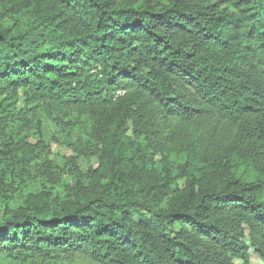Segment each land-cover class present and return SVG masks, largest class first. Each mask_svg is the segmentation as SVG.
I'll return each mask as SVG.
<instances>
[{
    "label": "trees",
    "instance_id": "obj_1",
    "mask_svg": "<svg viewBox=\"0 0 264 264\" xmlns=\"http://www.w3.org/2000/svg\"><path fill=\"white\" fill-rule=\"evenodd\" d=\"M220 4L0 0V264H264V0ZM34 110L87 127L73 185L18 190Z\"/></svg>",
    "mask_w": 264,
    "mask_h": 264
},
{
    "label": "rangeland",
    "instance_id": "obj_2",
    "mask_svg": "<svg viewBox=\"0 0 264 264\" xmlns=\"http://www.w3.org/2000/svg\"><path fill=\"white\" fill-rule=\"evenodd\" d=\"M165 1V0H163ZM210 1L212 3L221 5L223 0H203ZM24 94L22 93V96ZM23 97L20 98V107ZM35 120L33 124L23 130L21 127L15 128L13 131L14 136H26L28 142L31 144H36L39 142H44L46 149L39 155V159L36 163L31 165V167L22 175L19 179L18 190H22L23 186L28 189H43V190H56L64 187L67 183L73 185L72 174L78 171L80 174H86L90 168H95L97 161L94 157H89L87 155L79 154L75 151L74 146L78 144L79 136L85 138L84 129H78L72 133L71 137H68L70 132V120L67 121L66 118L62 117V122L57 123L52 121L47 111L44 110H34ZM33 111V112H34ZM50 117V118H49ZM84 126V125H83ZM82 126V127H83ZM160 158L158 157L157 160ZM169 167L174 175H177V168L183 163V158L170 155L167 157ZM1 165V164H0ZM66 181V182H65ZM179 186L183 184L182 180L178 181ZM10 198V197H9ZM4 200L0 202V217L4 211L8 212L10 205L8 204L11 200ZM12 199V198H11ZM6 201V203H5ZM12 202V201H11ZM2 264H46L41 262H15V261H2ZM54 264H96L92 262L89 258L84 255L79 254H67L55 261ZM234 264H241L240 261L235 260ZM250 264H262L261 261L251 253Z\"/></svg>",
    "mask_w": 264,
    "mask_h": 264
}]
</instances>
